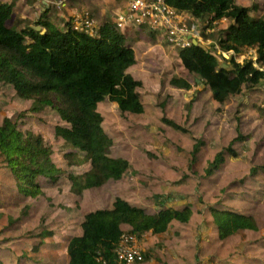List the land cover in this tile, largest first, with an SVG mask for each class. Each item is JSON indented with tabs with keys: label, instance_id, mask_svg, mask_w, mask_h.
Here are the masks:
<instances>
[{
	"label": "rangeland",
	"instance_id": "obj_1",
	"mask_svg": "<svg viewBox=\"0 0 264 264\" xmlns=\"http://www.w3.org/2000/svg\"><path fill=\"white\" fill-rule=\"evenodd\" d=\"M0 1L12 5L13 18L19 17L28 25L38 24L37 28L49 22L65 30L72 12H76L78 20H85L89 15L88 30L95 25L91 31L94 36L99 25L110 20L113 14L108 9L100 16L101 9H107L105 0L99 4L91 0ZM234 2L247 7L252 18L261 16L264 9V0ZM13 18L7 21V26H12ZM208 19L198 21L182 13L179 19H168V28H175V33L181 28L189 33L198 32L202 45L210 47L223 64L234 56L237 62L251 60L260 67L254 48L243 47L240 53H226L227 57L218 54L216 42L233 21L223 19L210 24ZM76 23L78 21L71 19L72 26ZM134 29L126 27L118 33L126 35V43L134 47L137 62L131 71L139 82L136 91L140 93L143 112L121 113L107 98L97 105L102 116L101 126L112 141L108 155L127 158L131 163L120 181L108 180L98 188L72 193L69 175L88 170L90 163L77 149L55 136L54 127H67V123L54 108L32 111V100L19 98L11 84L0 81V125L4 118H9L23 137L30 135V140L41 137L56 169L37 175L34 182L40 193L35 197L25 196L19 192L0 154V258L5 264H15L16 260L17 264H63V249L55 250L49 242H42V236L37 234L40 229L53 231L68 224L75 226L87 213L111 208L114 199L121 194L131 204L137 203L151 213L161 207L179 208L185 203H189L194 212L187 224L170 227L169 234L173 232V235H150L147 239L146 232L141 234L138 246L152 249L155 264H166L164 248L180 244L191 250L186 252L191 263L195 254V264H264V79L249 89L244 86L239 94L209 107L204 97L197 101L200 94L192 88L195 83L192 76L177 62L178 50L153 33ZM206 35L210 36L206 38ZM177 73L190 82L191 87L187 89L190 94L169 83V77ZM194 102H197V109L193 107ZM167 120L181 129L174 128ZM197 141L200 150L193 163L192 150ZM228 146L236 153L234 156L227 151ZM218 152L222 153L223 161L206 177L204 171ZM67 154H71L70 160ZM77 158L82 162L79 165L74 164ZM252 169L255 172L252 173ZM154 196L169 199L161 205ZM212 208L247 213L254 218L257 229L240 232L236 239H230V245L226 240L215 239ZM25 235H30L27 245L21 242ZM207 246L210 249H206ZM221 246L226 252L220 254L216 250ZM39 247L45 249V254L33 262L31 253ZM177 258L187 257L178 254Z\"/></svg>",
	"mask_w": 264,
	"mask_h": 264
},
{
	"label": "trees",
	"instance_id": "obj_2",
	"mask_svg": "<svg viewBox=\"0 0 264 264\" xmlns=\"http://www.w3.org/2000/svg\"><path fill=\"white\" fill-rule=\"evenodd\" d=\"M177 11L187 12L196 19L208 23L231 19L217 44L222 51L240 53L243 47L254 48L257 63L251 60L237 62L232 56L228 63H221L210 47L202 44L178 51L181 65L207 86L212 99L223 103L264 79V9L258 18L249 15V9L234 0H165ZM10 3L0 1V81L11 84L17 96L32 100V111L45 107L54 108L66 126L56 125L55 136L62 138L83 154L90 163L89 169L80 175H69L74 190L98 188L108 180H119L129 168L127 160L112 158L108 148L111 138L101 126L102 116L97 104L105 98L116 103L121 113L140 114L143 106L136 91L139 82L128 72L135 63L134 50L126 43V37L118 33L114 24L104 22L95 36L74 30L69 17L66 29H59L49 22H41L40 28L28 25L19 17L13 18ZM13 18L12 26L7 21ZM210 35H206L208 38ZM225 60V59H224ZM170 84L190 89V82L183 77H172ZM174 128L175 122L167 120ZM186 131V129H182ZM236 140V139H235ZM200 143L193 145L192 162L196 161ZM227 151L236 153L228 146ZM0 154L4 156L18 186L25 196L35 197L40 188L34 182L37 175L55 171L49 158V149L43 146L41 137L30 140L23 137L15 123L4 118L0 125ZM69 160L71 154H67ZM80 159H75L79 165ZM223 161L218 152L204 171L205 176ZM252 173L255 169L251 170ZM162 205L169 199L154 196ZM211 214L220 239L242 229L256 230L251 215L217 210ZM191 217L189 205L181 209L160 208L147 213L142 208L116 197L112 207L87 213L81 223L82 235L72 237L66 248L67 264H124L115 259L113 249L123 233L122 225L131 227L129 232L140 237L150 231L160 234L167 230L172 220L188 222ZM147 256V255H146ZM145 258V255H144Z\"/></svg>",
	"mask_w": 264,
	"mask_h": 264
},
{
	"label": "built area",
	"instance_id": "obj_3",
	"mask_svg": "<svg viewBox=\"0 0 264 264\" xmlns=\"http://www.w3.org/2000/svg\"><path fill=\"white\" fill-rule=\"evenodd\" d=\"M124 5V11L119 12L115 19L116 29L122 30L126 27L138 28L146 27L156 31L170 46L183 49L191 46L195 41L200 42L198 32L189 33L186 29L181 28L177 33L175 28H168V19H179L182 13L176 11L165 3V0H120ZM82 17V16H81ZM74 16V30H80L93 35V27L88 30V20ZM93 22V21H92ZM90 23V22H89ZM223 56L227 57L224 53ZM135 234L123 231L118 242L116 243L113 253L118 263L135 264L144 260L143 250L138 246V239Z\"/></svg>",
	"mask_w": 264,
	"mask_h": 264
},
{
	"label": "crops",
	"instance_id": "obj_4",
	"mask_svg": "<svg viewBox=\"0 0 264 264\" xmlns=\"http://www.w3.org/2000/svg\"><path fill=\"white\" fill-rule=\"evenodd\" d=\"M93 3H97V4H99V3H101V0H91ZM4 2H7V1H4ZM105 3L107 4V9L105 10V9H101V11H100V16L102 15V13H105L108 9H110V13L112 14V16H110V20H108V21H110V22H113V20L115 19V17H116V15L118 14V12H120V11H122V10H124V5H123V3L119 0V1H116V0H105ZM87 4V3H86ZM76 13V12H75ZM75 13H71L69 16H68V18L71 16V17H74V15H76ZM78 13V12H77ZM97 18V17H96ZM101 19H102V17L100 18V21H101ZM66 20H67V18H66ZM97 20H99V19H97ZM102 22H103V20H102ZM97 24H99L100 22H96ZM102 25V24H101ZM101 25H99V27L101 26ZM37 28V27H36ZM143 30L144 29H141V30H139V32L141 33V32H143ZM146 31V30H145ZM148 32V31H147ZM131 48L134 50V47H132L131 46ZM135 62H137V57L135 56ZM177 62H179V65L180 66H182L181 65V61H180V59H179V56L177 55ZM141 64V63H140ZM132 68H133V70H134V64L132 65V66H130L129 68H128V70H127V72L129 73V74H132ZM183 70H185L186 71V74H189L188 73V71L182 66L181 67ZM178 75V73L177 74H173V75H171L170 77H169V83H170V79L172 78V77H180V76H177ZM191 76H192V81H194L195 83L192 85V88L194 89V88H196L197 89V91L199 92V96L197 97V101H199L200 99H201V97H204V99H207V101H209V103H208V106L209 107H212V105L211 104H213V106H216V105H214V104H217V102H215L213 99H212V97H211V92H210V90H209V88L207 87V86H205L203 83H201V81H200V79L199 78H197V76L196 75H194V74H190ZM134 79H136L134 76H133V74L131 75ZM137 80V79H136ZM188 80V79H187ZM199 80V81H198ZM174 87V86H173ZM177 90H182L183 92H185L186 94L187 93H189L190 91L189 90H185V89H181V88H177V87H175ZM138 92V91H137ZM138 94H140L139 92H138ZM190 94V93H189ZM140 96V95H139ZM199 99V100H198ZM141 100V99H140ZM214 102V103H213ZM98 105V104H97ZM115 105H116V103H115ZM194 108H196L197 109V102H194V106H193ZM200 108H198V110H199ZM104 130V129H103ZM104 132L106 133V131L104 130ZM107 134V133H106ZM109 136V135H108ZM113 144H115V141L113 140ZM120 149H123L122 147L120 148ZM200 150V149H199ZM199 153V152H198ZM109 156H110V154H109ZM111 157V156H110ZM119 157V156H118ZM197 157V156H196ZM113 158V157H112ZM122 158V157H121ZM122 159H125V160H127L128 161V159L127 158H122ZM128 163H129V166H130V161H128ZM85 172V171H84ZM84 172H82V173H84ZM82 173H78V174H76V175H80V174H82ZM75 176V175H74ZM120 181V180H119ZM118 181V182H119ZM71 188V190H72V193H75V194H80L81 192H78V191H76V190H74L73 188H72V186L70 187ZM87 190V189H86ZM84 191V190H83ZM118 197H120V198H122V199H124V200H126L129 204H131V202L127 199V198H125V197H123V196H121V194H119V196ZM113 204V203H112ZM132 206H135V207H138V208H144V207H141L139 204H137V203H135V204H131ZM186 205H189V207H190V210H191V206H190V204L189 203H185V205L184 206H181V207H179V208H177V209H181V208H183V207H185ZM174 208V207H173ZM144 211H146L147 213H151V212H148L147 211V209L146 208H144L143 209ZM218 210V209H217ZM227 211H231V212H236V213H241V214H245V215H249V214H247V213H242V212H240V211H234V210H227ZM193 217H194V212H193V210H191V217H190V219L192 220L193 219ZM213 217V216H212ZM189 219V220H190ZM84 221V218L77 224V225H71V224H68L66 227H57V228H55L53 231L52 230H49V231H46L45 230V228L43 227V228H41L40 229V231L37 233V234H39L40 236H42V242H45V243H48L49 242V244H51V248L52 249H55V248H58V249H63V254L65 255V257H64V260H63V264H67L68 263V260H69V258H68V255H67V252H66V248H67V244H68V242H69V240L72 238V237H74V236H80V235H82V228H81V223ZM214 221V220H213ZM188 223V222H187ZM186 222L184 223V222H179V221H177V220H172L171 222H170V224H169V226H168V228H167V230L165 231V232H163V233H160V234H153V233H151L150 231H147L144 235L147 237V239L150 237V235H154V236H156V235H158V236H160V235H168L169 234V230H170V227L172 226V225H176V224H187ZM215 227H216V232H217V235H215V236H217V237H215V239L217 238V239H220L219 238V235H218V230H217V226L216 225H214ZM122 229H123V231H130L131 230V227L128 225V224H123L122 226ZM247 230H250V229H242V230H239V231H237L236 233H234V234H232V235H229V236H227L226 238H224V239H222L223 241H225L226 240V243L227 244H232V243H230L229 241H230V239H236L238 236H240V235H237V234H240V232H242V231H247ZM35 232V231H34ZM174 233L172 232V233H170L169 235H173ZM38 235H36V236H34L35 238L37 237ZM22 238V240L23 241H21V242H23L24 244L26 243V245L27 244H29V239H30V235H25V236H23V237H21ZM223 241H218V242H222V243H224ZM62 244V245H61ZM149 243L147 242V245H148ZM143 245H145V243L143 242ZM211 246V245H210ZM210 246H207V248L206 249H210ZM220 250H216L217 252H220V254L221 253H224V252H226V249H224V247L223 246H221L220 248H219ZM56 250V249H55ZM143 254L145 255V260H143L142 262H140V263H137V264H155V262L156 261H153L154 259H152V258H154V257H152V255H154L153 253V251H152V249H148L147 247H144L143 249ZM164 250H165V252H166V256H167V258H165V262H166V264H195V262H196V259H195V254H193L192 255V259H193V263H191L190 262V259L188 258V255L186 256V254L187 253H190V251L191 250H186V249H184V247L180 244V246L179 247H175V248H170V249H165L164 248ZM56 252V251H55ZM187 252V253H186ZM45 254V249L42 247H39L35 252H32L31 253V257L33 258V259H31V260H33V262H36V259L38 258V257H40V256H43ZM178 254H179V256H185V257H187V258H185V259H187V261L184 259V258H182V259H179V258H177V256H178ZM147 255V256H146ZM57 256H59V255H57ZM200 257V256H199ZM2 258V257H1ZM0 258V264H5L6 263V261L5 260H3V259H1ZM200 258H202V257H200ZM57 260V259H56ZM200 260H202V259H200ZM17 262V260L15 261V264H17L16 263ZM25 264V263H24Z\"/></svg>",
	"mask_w": 264,
	"mask_h": 264
},
{
	"label": "clouds",
	"instance_id": "obj_5",
	"mask_svg": "<svg viewBox=\"0 0 264 264\" xmlns=\"http://www.w3.org/2000/svg\"><path fill=\"white\" fill-rule=\"evenodd\" d=\"M166 3V2H165ZM167 4V3H166ZM168 6H170L169 4H167ZM170 7H172V6H170ZM173 9H175L174 7H172ZM176 10V9H175ZM177 11V10H176ZM178 12H180V13H187V12H182V11H178ZM187 14H189V13H187ZM190 15V14H189ZM75 16V15H74ZM193 17V16H192ZM195 18V17H194ZM196 19V18H195ZM198 21H202V19H197ZM214 22H218V21H214ZM213 22V23H214ZM113 24H114V20H113V22H112ZM115 26V25H114ZM72 28H73V26H72ZM116 28V27H115ZM98 29H99V27H98ZM137 29V30H136ZM141 29H144V30H146V31H148V32H150V33H153L154 35H157L158 37H160V39H163L156 31H154V30H151V29H148V28H146V27H138V28H135L134 29V31L136 30V31H139V30H141ZM117 31H119L118 29H116ZM98 31V30H97ZM124 35V34H123ZM91 36H94V35H91ZM126 36V35H125ZM163 41H164V43H166V41L163 39ZM195 43L196 44H202V43H200V42H197V41H195ZM195 43H193V44H195ZM167 44V43H166ZM169 47H171L169 44H167ZM175 49H177V48H175ZM184 49V48H183ZM178 51L180 50V49H177ZM231 52H233V51H222L219 47H218V54H222V56H223V53L224 54H226V53H231ZM225 57V56H224Z\"/></svg>",
	"mask_w": 264,
	"mask_h": 264
},
{
	"label": "water",
	"instance_id": "obj_6",
	"mask_svg": "<svg viewBox=\"0 0 264 264\" xmlns=\"http://www.w3.org/2000/svg\"><path fill=\"white\" fill-rule=\"evenodd\" d=\"M195 43V42H194ZM196 44V43H195ZM199 81V80H198Z\"/></svg>",
	"mask_w": 264,
	"mask_h": 264
}]
</instances>
